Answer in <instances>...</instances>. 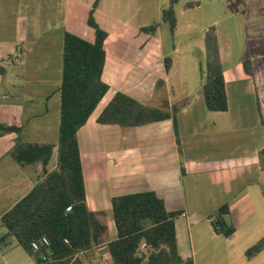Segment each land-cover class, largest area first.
<instances>
[{
    "label": "crops",
    "instance_id": "crops-1",
    "mask_svg": "<svg viewBox=\"0 0 264 264\" xmlns=\"http://www.w3.org/2000/svg\"><path fill=\"white\" fill-rule=\"evenodd\" d=\"M96 1L0 0V125L19 129L0 132V264H36L9 236L1 217L56 167L64 35L92 43L94 30L87 24L92 8L96 24L107 33L101 80L108 91L77 141L86 206L107 227L102 245L116 237L111 199L153 192L168 212H181L175 228L183 260L264 264V248L245 256L264 243V0H247L244 25L250 42H243L234 63L228 34L213 27L203 32L201 44L191 42L195 26L183 20L188 10L177 14L171 0L173 33L170 27L161 30L168 24L163 21L151 32L138 31L133 19H114L98 10L103 0ZM210 30L223 70L225 112H210L204 103ZM130 31L141 38L131 40ZM116 93L169 118L133 128L97 123ZM17 145H51L48 165L17 163L11 156ZM224 205L226 222L235 230L228 238L215 233L210 219Z\"/></svg>",
    "mask_w": 264,
    "mask_h": 264
},
{
    "label": "trees",
    "instance_id": "trees-1",
    "mask_svg": "<svg viewBox=\"0 0 264 264\" xmlns=\"http://www.w3.org/2000/svg\"><path fill=\"white\" fill-rule=\"evenodd\" d=\"M175 3L176 0H171V4ZM162 21L169 24L173 33L172 9L163 12ZM87 24L94 30L92 43L71 33L64 35L56 167L51 172L45 171V177L1 217V223L36 264H91L101 256L108 264H194L191 258L183 260L178 252L175 219L181 212H168L153 192L111 199L116 237L102 245L107 227L85 203L77 132L108 91V86L101 80L107 33L95 23L92 11ZM151 28L154 30L155 26ZM205 44L202 85L205 107L210 112H225L227 98L223 70L212 30L206 33ZM167 118L169 115L159 109L116 93L97 118V123L133 128ZM18 130L0 125V132ZM51 150V145H17L11 156L21 165L40 162L44 168L50 160ZM228 213V207L224 205L210 216L215 233L225 238L235 231L226 222ZM42 237L48 239L49 246L34 252L31 243ZM142 248L145 251H141ZM263 248L264 243L260 241L246 251V258L256 256Z\"/></svg>",
    "mask_w": 264,
    "mask_h": 264
},
{
    "label": "rangeland",
    "instance_id": "rangeland-1",
    "mask_svg": "<svg viewBox=\"0 0 264 264\" xmlns=\"http://www.w3.org/2000/svg\"><path fill=\"white\" fill-rule=\"evenodd\" d=\"M194 2L199 4V9L194 5H190V3ZM162 8L165 10L170 8V0H103L98 10L117 20L126 21L133 19L135 24L139 26L137 28L138 31L141 28L142 32L147 33L152 30L150 26L163 23L161 22ZM181 8L188 10L183 18V20H186V24L195 26V31L191 34V42L197 45L201 44L204 39L203 32L206 29L209 30L216 27L218 32L228 34L230 37L234 46V52L232 53L236 54L233 58L234 60H231V62H236L235 59L239 58L240 51H242L244 46L243 42H250L246 36L244 25V15L246 8H248L247 0H178L173 5V9L178 14ZM93 10L94 8H92V13L94 12ZM94 21H96L95 18ZM160 27L163 31H168L169 28L168 24L165 23L160 25ZM145 29H148V31H144ZM128 33V37L131 40L141 38V35L138 33L135 34L137 38L132 31ZM190 46L195 56L194 59H197V55L195 54L197 50L194 49L195 45L190 43ZM190 46H186L185 48L189 49ZM186 194L189 197L187 192ZM141 251H145V248H142ZM101 257V259L98 257L99 259L93 260L91 264H108L104 256Z\"/></svg>",
    "mask_w": 264,
    "mask_h": 264
},
{
    "label": "built area",
    "instance_id": "built-area-1",
    "mask_svg": "<svg viewBox=\"0 0 264 264\" xmlns=\"http://www.w3.org/2000/svg\"><path fill=\"white\" fill-rule=\"evenodd\" d=\"M67 212L70 211V207L66 209ZM65 244H68L67 240H64ZM49 246V241L46 237H42L38 242H32L31 243V249L34 252H38L40 250L41 247H45L47 248ZM44 259V257L42 258Z\"/></svg>",
    "mask_w": 264,
    "mask_h": 264
}]
</instances>
